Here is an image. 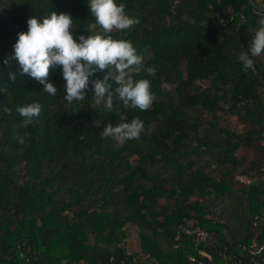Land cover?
Segmentation results:
<instances>
[{
  "label": "trees",
  "instance_id": "obj_1",
  "mask_svg": "<svg viewBox=\"0 0 264 264\" xmlns=\"http://www.w3.org/2000/svg\"><path fill=\"white\" fill-rule=\"evenodd\" d=\"M88 3L0 0V264L254 263L264 242V55L247 73L238 57L264 0H116L140 22L112 36L156 66L154 77L135 78L148 79L159 102L112 112L92 90L69 104L60 68L51 96L15 61L4 64L32 16L70 14L77 42L96 34ZM34 102L41 116L24 127L15 109ZM133 118L144 122L142 142L101 139L107 123ZM192 226L209 240L179 230Z\"/></svg>",
  "mask_w": 264,
  "mask_h": 264
},
{
  "label": "clouds",
  "instance_id": "obj_2",
  "mask_svg": "<svg viewBox=\"0 0 264 264\" xmlns=\"http://www.w3.org/2000/svg\"><path fill=\"white\" fill-rule=\"evenodd\" d=\"M88 7L98 27L96 34L81 35L77 42L70 31L73 25L70 14L54 11L42 22L32 16L27 21L28 31L18 34L14 54L8 56L4 64L15 61L20 76L35 79L51 96L57 94V88L50 82V72L62 69L66 81L64 99L69 104L85 100L87 92L92 90L94 103L103 105L108 112L113 111L115 103L122 104L123 109L150 110L159 98L151 91L148 79L135 77L142 73L154 77L156 66H147L144 56L137 54L130 40L112 36L114 31L131 32L139 24V19L127 15L126 5L117 4L116 0H89ZM258 25L247 50L241 51L238 57L245 73L254 69L255 58L264 55V18L258 21ZM101 71L107 72L103 80L90 81ZM10 78L15 80V74H10ZM42 109L40 103L34 102L17 106L15 111L22 118L23 126L27 127L40 118ZM4 112L11 115L8 108H4ZM142 134H146L144 122L133 118L130 122L121 121L115 125L107 123L100 137L112 140L115 147L128 141L142 142ZM80 139H84L83 135ZM15 140L18 144L25 143L20 135Z\"/></svg>",
  "mask_w": 264,
  "mask_h": 264
},
{
  "label": "built area",
  "instance_id": "obj_3",
  "mask_svg": "<svg viewBox=\"0 0 264 264\" xmlns=\"http://www.w3.org/2000/svg\"><path fill=\"white\" fill-rule=\"evenodd\" d=\"M179 230L184 231L187 235H190L194 241L198 242V243H203V242H207L210 238L209 233L199 227H180ZM252 254L254 256L252 262V264H260L261 261H264V242L255 246ZM191 262L194 264H203L202 261L197 260L196 258H191ZM121 264H127L126 262H121ZM227 264H231L228 263Z\"/></svg>",
  "mask_w": 264,
  "mask_h": 264
},
{
  "label": "rangeland",
  "instance_id": "obj_4",
  "mask_svg": "<svg viewBox=\"0 0 264 264\" xmlns=\"http://www.w3.org/2000/svg\"><path fill=\"white\" fill-rule=\"evenodd\" d=\"M238 179L241 181V182H245V183H250L251 182V179H247V178H245V177H238ZM133 237H131V240H130V242H128L129 243V245H131L132 246V250H134V248L136 249L137 248V244H138V233H136L135 231H134V233H133V235H132Z\"/></svg>",
  "mask_w": 264,
  "mask_h": 264
}]
</instances>
